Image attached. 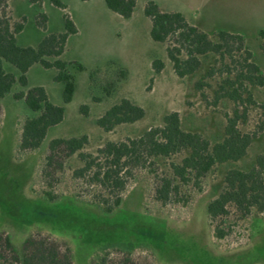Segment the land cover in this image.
Returning <instances> with one entry per match:
<instances>
[{"label":"rangeland","instance_id":"obj_1","mask_svg":"<svg viewBox=\"0 0 264 264\" xmlns=\"http://www.w3.org/2000/svg\"><path fill=\"white\" fill-rule=\"evenodd\" d=\"M3 1L0 14L5 13L13 24H24L17 39L21 47L36 48L46 36L65 33L64 16H69L78 33L69 37L61 60L84 68L82 72L72 68L76 91L66 106L64 84L55 82L57 70L38 64L30 69L28 89L45 88L53 104L66 107V117L49 130L39 150L22 158L18 150L20 122L34 114L13 96L28 89L17 85L0 99V235L12 240L20 256L26 240L46 238L57 242L63 252L69 248L74 264H264V215L253 211L242 217L232 208L228 218L214 225L207 215V206L220 194L228 170L248 169L257 156L264 154V133L258 134L244 161L218 167L205 180L202 193L191 192L188 203L158 202L155 175L141 170L129 179L121 207L106 214L96 205V199L108 196V191L92 184L89 177L74 176L83 167L78 154L62 161V153L48 174L43 173L54 139L87 136L89 144L83 152L95 154L108 142L135 139L151 128L162 127L164 117L173 112L180 114L185 130L218 141L224 133L226 116L232 115L236 106L231 102L216 104L215 91L224 79L234 78L240 66L222 72L230 61L216 64L218 59L209 56L196 77L179 78L167 58L165 45L151 37L152 23L145 8L153 1L164 12L181 13L215 42L220 31L243 36L264 74V0H136L130 19L111 11L106 0H58L64 9L52 0L34 4L31 0ZM42 13L48 17L46 31L38 26ZM156 60L164 63L159 74L153 67ZM213 66L216 74L207 80L211 87L204 89L203 97L195 84ZM5 69L19 76L13 66L5 64ZM121 72H126L123 80ZM110 86L108 96L106 89ZM252 90L256 100L264 102V88ZM123 99L142 107L145 119L112 132L103 131L97 125L98 119ZM85 106L87 111L82 110ZM243 108H249L248 115L239 129L253 133L262 119L260 110ZM171 161L180 160L159 161V176L169 170ZM49 194L56 200L51 202ZM36 214L41 219L35 220ZM217 227L227 233L223 239L216 238Z\"/></svg>","mask_w":264,"mask_h":264},{"label":"trees","instance_id":"obj_2","mask_svg":"<svg viewBox=\"0 0 264 264\" xmlns=\"http://www.w3.org/2000/svg\"><path fill=\"white\" fill-rule=\"evenodd\" d=\"M38 1L31 0L33 4ZM52 2L56 7L65 8L58 0ZM106 4L111 11L125 19L132 17L137 6L136 0H106ZM145 15L152 23L153 41L165 45L167 58L179 78L196 77L203 69L204 59L209 56L218 59L216 64L230 61L222 72L229 73L233 71L234 65L240 66L236 69L234 78L224 79L215 91L216 104L231 102L236 107L232 115L226 116L223 136L214 142L199 132L185 130L178 112L166 115L162 127L151 128L135 139L119 143L108 142L95 154L83 152L89 144L87 136L51 141L49 155L44 165V175L48 174L47 171L52 169L56 158L62 153L64 156L61 157L62 161L78 154L83 167L78 169L74 176L89 177L92 184L108 191V196L102 195L96 199V205L106 214H112L121 207L129 179L134 178L141 170H148L155 175L158 182L155 198L158 202L163 205L179 203L182 200L188 203L191 192L202 193L205 180L218 167L236 165L244 161L258 134L264 133V102L259 103L252 90L264 88V74L243 36L220 31L217 33L218 41L215 42L208 33L190 24L181 13L164 12L153 1L147 4ZM64 22L65 33L46 36L36 48L21 47L17 39L24 30V24H13L5 13L0 14V99L11 94L17 85L28 89L27 74L38 64L47 70H57L55 82L64 84V105L73 101L76 84L72 68L79 72L84 68L81 64L61 60L69 37L78 33L69 16H64ZM47 24L48 17L42 13L38 26L46 31ZM261 37L264 40V32H261ZM262 47L264 50V44ZM5 64L13 66L19 72V76L7 72ZM153 67L159 74L164 69V63L156 60ZM121 73L123 80L126 72ZM215 74V66L210 67L205 77L196 82L195 87L203 97L204 89L211 87L207 80L214 79ZM111 88L112 86L106 89L108 96L111 94ZM13 98L15 101L24 102L34 114L20 122L18 150L22 158L39 150L49 130L64 122L66 107L53 104L43 87H33L26 92L15 93ZM246 106L257 107L260 110L262 119L253 133H243L239 129L241 120H246L248 115L249 108H243ZM82 110L87 111L88 108L85 106ZM145 117L146 111L142 107L129 99H123L99 118L97 125L108 133L121 125L140 122ZM171 158H179L180 161H171L169 170L159 176V161ZM62 167L63 164L60 165V169ZM185 190L187 191L184 192ZM49 200L53 202L56 199L49 194ZM232 208L242 217L250 216L253 211L264 215V154L257 156L248 169L233 167L228 170L220 194L207 206L210 223L214 225L218 221L223 222L230 215ZM34 217L35 220L41 219L38 214ZM215 235L217 239H223L227 233L217 227ZM0 264L74 263L70 249L66 248L63 252L61 246L50 239L26 240L23 254L20 256L12 240L8 236L0 235Z\"/></svg>","mask_w":264,"mask_h":264}]
</instances>
